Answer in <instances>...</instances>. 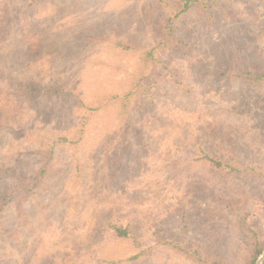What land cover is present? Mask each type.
Returning <instances> with one entry per match:
<instances>
[{"label": "rangeland", "instance_id": "obj_1", "mask_svg": "<svg viewBox=\"0 0 264 264\" xmlns=\"http://www.w3.org/2000/svg\"><path fill=\"white\" fill-rule=\"evenodd\" d=\"M179 1L41 0L28 15L25 0L0 2V160L35 171L44 141L91 116L78 143L57 147L25 214L8 203L0 264H204L194 250L248 264L246 221L264 244V83L233 76L264 71V0L193 5L176 19L183 84L159 81L141 111L138 92L162 68L140 73L139 53L111 39L154 44ZM55 78L61 94L30 96ZM201 150L241 170L197 160ZM12 186L0 174V195ZM117 219L132 238L109 229Z\"/></svg>", "mask_w": 264, "mask_h": 264}, {"label": "trees", "instance_id": "obj_2", "mask_svg": "<svg viewBox=\"0 0 264 264\" xmlns=\"http://www.w3.org/2000/svg\"><path fill=\"white\" fill-rule=\"evenodd\" d=\"M5 0H0L1 9L3 7V3ZM41 0H25L24 6L26 9H22L25 15L33 14L39 9ZM164 2V0H160ZM196 5L201 9H213L218 6V0H180L179 2L169 6L171 12L169 17L163 21L162 26L157 30V34L155 35V42L152 45H142L136 46L131 43H127L123 38L111 39L113 41V45L118 49L125 50H136L139 53L140 60V73L147 74L148 70L152 65L161 66L162 70L154 69L152 72V80L154 83H150L149 87H145L142 91L138 92L141 94L136 99L135 103L138 101L140 106H138L139 110H145L148 107L150 102L155 101L153 96H149L148 99L144 95L146 92L151 93L150 87H158L157 83L161 80L170 78L173 79L174 82L179 84H183V81L179 80V72L178 69L181 67V56H177V50L180 47L182 41L179 40L175 35V27L173 22L178 19L181 15L185 14L189 11V9ZM28 29H32L30 26H25ZM149 75V74H148ZM146 75V76H148ZM145 76V75H143ZM235 77H239L240 79H244L250 81L252 83L262 82L264 83V71H253V70H240L233 74ZM155 77V78H154ZM146 79V77H145ZM149 80V78H148ZM142 86V84H138L137 87ZM34 89H31L29 86L30 96L32 94L41 93V91L46 95H57L61 94L64 91L63 88V79L55 78L50 83L46 85L36 84ZM139 90V88H136ZM133 93L131 90L129 93ZM126 98V97H125ZM127 99V98H126ZM16 107V106H15ZM89 118L91 116H86L84 121L80 123L78 129L75 131L74 135L69 137L66 134L59 135L56 138L46 140L42 143L43 146V160L41 161V165L32 172H23L15 169L12 165L4 163L0 160V174L6 177H10L13 183V186L6 190L2 195H0V217L3 213L6 212L7 206L9 202H13L16 210L25 214L24 203L26 200L30 199L34 194H37L39 188L43 185L45 179L49 175L51 170L52 162L55 158L56 149L59 146L65 144H76L78 143L84 136L86 132V128L88 126ZM197 160L206 161L212 164L213 166L219 169H227L230 172L240 171V163L239 162H225L221 159L220 156L212 155L205 151H200ZM78 173L81 174L80 169L77 170ZM254 171V169H252ZM82 177V174H81ZM109 229L119 238H132V233L130 230L129 224H124L123 219H117L116 221L108 222ZM245 227L248 230V235L251 239V255L248 264H255L256 260L264 250V244L259 237L258 227L255 224L248 223L246 221ZM173 243V240L166 239L164 243ZM193 253L197 254V260L201 261L204 264H230L222 258L218 257H206L205 255H201L199 251L194 250ZM199 263V262H198ZM201 264V263H200ZM264 264V263H263Z\"/></svg>", "mask_w": 264, "mask_h": 264}, {"label": "water", "instance_id": "obj_3", "mask_svg": "<svg viewBox=\"0 0 264 264\" xmlns=\"http://www.w3.org/2000/svg\"><path fill=\"white\" fill-rule=\"evenodd\" d=\"M264 262V252L263 254L260 256V258L258 259L257 263L256 264H263Z\"/></svg>", "mask_w": 264, "mask_h": 264}]
</instances>
